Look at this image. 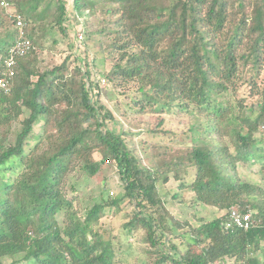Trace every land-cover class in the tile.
<instances>
[{
  "label": "trees",
  "instance_id": "1",
  "mask_svg": "<svg viewBox=\"0 0 264 264\" xmlns=\"http://www.w3.org/2000/svg\"><path fill=\"white\" fill-rule=\"evenodd\" d=\"M11 12L31 48L0 91V264H118L122 240L106 247L93 225L121 198L84 206L77 187L108 161L126 199L121 237H136L148 264H264V186L237 168L259 162L264 172V0H9L0 6V76L17 36ZM54 30L69 53L46 63ZM102 79L115 91L111 105ZM191 114L202 119L198 140ZM129 115L152 118L143 128L158 138L150 163L139 131L118 118ZM98 150L101 160L89 161ZM190 170L196 200L219 217L192 224L167 208L158 182ZM232 205L251 213L247 229L224 228Z\"/></svg>",
  "mask_w": 264,
  "mask_h": 264
},
{
  "label": "rangeland",
  "instance_id": "2",
  "mask_svg": "<svg viewBox=\"0 0 264 264\" xmlns=\"http://www.w3.org/2000/svg\"><path fill=\"white\" fill-rule=\"evenodd\" d=\"M39 10V9H38ZM98 16L96 19L102 18L105 15L99 9L97 12ZM83 21L84 18L79 19ZM88 21V20H87ZM95 18L90 19V23L87 25L95 28ZM70 35L74 36L76 42L83 40L84 34L81 32L82 25L79 22L73 21L70 25ZM54 37L58 42L54 46H50L49 48L44 49L43 55L46 63L50 62H60L64 56L69 53L67 42L64 37H62L59 30H54L52 32ZM81 35L79 38L78 35ZM91 48L93 50L97 49V43L91 42ZM107 69H109V65H107ZM100 85L103 88V98L105 101H109L110 105L112 101H114L115 91L112 89H106L105 81L102 79L100 81ZM108 103V105H109ZM122 109V106H120ZM117 115L119 111H115ZM125 117V118H124ZM119 116L120 120H123L125 124V128H129L132 125L131 130L137 133L139 131V138L142 137L145 141L142 144V155L145 157V161L150 163V152L148 150V145H152L154 141L158 138H152L151 135L145 133L144 127H146L147 123H150V116L148 115H137V116ZM189 122L193 126L192 135L195 140L199 139L200 128L202 127V119L199 118L195 114H191L189 116ZM184 122L175 121V119H170L166 121V125H172L175 129H180L181 127H185ZM39 123L34 125V133H37ZM261 128V127H260ZM36 136L32 140L33 143L36 140ZM146 148V149H145ZM156 153V149H154ZM104 152L103 151H95L91 154V159L89 161L101 160ZM106 162V161H105ZM239 176L242 180L259 184L260 186H264V172L260 169V163L254 162L250 165H246L245 167L241 164L237 165ZM115 166L111 161H108L103 165L100 170L92 177L88 178L86 182L82 181L77 184L81 192V203L84 206H91L95 202H99L102 198H106L107 195L110 198H121L117 204V206L110 207L106 209V213L101 219L98 220L97 223L93 225L94 230L96 232L97 238L103 242V244L108 247L109 246V238L111 236H119V239L122 240V244L120 247L116 246V250L118 254L116 255L119 260L118 264H148L151 262V256H142L138 253V246L136 243V237L130 236L128 237V242H126L123 237H121V225L126 220V212L125 203L126 199L122 198L123 190L120 187V180L115 171ZM193 178V170H190L189 174L184 175L179 180L170 179L166 183L158 182L159 193L162 196L167 208L171 212V214L178 220L181 221H189L192 224H198V221H210L216 217H219L224 211L219 210L216 207L208 206L200 203L196 200L194 193L189 187V183ZM180 183L183 184V187H180ZM139 237V236H138ZM113 240V239H112ZM119 250V251H118ZM17 264H37L34 259H29L28 261H20ZM230 264V263H229Z\"/></svg>",
  "mask_w": 264,
  "mask_h": 264
},
{
  "label": "built area",
  "instance_id": "3",
  "mask_svg": "<svg viewBox=\"0 0 264 264\" xmlns=\"http://www.w3.org/2000/svg\"><path fill=\"white\" fill-rule=\"evenodd\" d=\"M0 6L4 9L9 8V0H0ZM11 17L14 20L17 36L15 41L8 47L7 55L4 60L5 69L0 76V91L7 93L10 90L9 79L13 75V64L16 57L23 56L28 53L31 48V43L26 37L25 22L20 13L11 12ZM81 38V35H78ZM228 220L224 223V228L238 227L247 229L251 224V213L242 211L239 206L232 205L227 210Z\"/></svg>",
  "mask_w": 264,
  "mask_h": 264
}]
</instances>
